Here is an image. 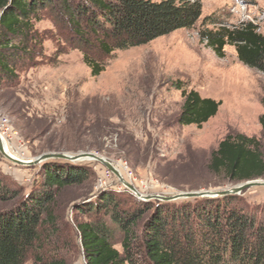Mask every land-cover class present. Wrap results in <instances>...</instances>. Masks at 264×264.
<instances>
[{
  "label": "rangeland",
  "instance_id": "1",
  "mask_svg": "<svg viewBox=\"0 0 264 264\" xmlns=\"http://www.w3.org/2000/svg\"><path fill=\"white\" fill-rule=\"evenodd\" d=\"M198 1L200 16L192 28L116 50L107 57L95 47L84 48L66 20L52 9L41 10L33 21L28 51L11 56L15 77L4 82L0 76V136L9 152L24 161L47 153H94L110 162L141 197L151 199H138L95 160H49L84 170L88 179L59 193L53 210L56 229L43 227L39 242L23 264H37L38 258L85 264L75 226L95 217L76 208H85L103 192L114 195L123 209L149 203L146 219L160 207L191 208L202 200L219 199L228 209L264 225V186L251 187L228 200L165 202L156 198L227 191L242 184L207 169L211 154L227 136L255 138L264 157L259 124L264 112V73L243 65L233 46H225L224 57L218 58L199 37L203 29L248 22L264 35V0ZM84 52L104 65L98 76H92L84 64ZM176 83L201 98L220 102L217 114L200 128L179 125L183 98ZM44 163L20 166L0 153V182L20 193L12 202L0 203V212L14 209L21 198L40 186ZM256 181L264 182V177ZM101 217L111 227L113 246L121 253V235L109 217ZM189 224L194 227L196 220L192 217Z\"/></svg>",
  "mask_w": 264,
  "mask_h": 264
},
{
  "label": "trees",
  "instance_id": "2",
  "mask_svg": "<svg viewBox=\"0 0 264 264\" xmlns=\"http://www.w3.org/2000/svg\"><path fill=\"white\" fill-rule=\"evenodd\" d=\"M46 8L60 13L84 48L95 47L107 57L116 50L192 28L201 5L198 0H0V76L4 82L15 77L11 56L28 51L33 21ZM199 37L218 58L224 57L225 46H233L243 65L264 73V35L252 23L203 29ZM83 62L92 76L104 71V65L87 52L83 53ZM174 87L181 90L183 98L179 125L200 128L217 114L220 102L201 98L194 90H183L180 83ZM261 105L264 110V94ZM259 124L264 137V112ZM56 161L41 166L39 187L21 198L14 209L0 212V264H23L39 242L43 227L56 229L53 210L59 193L88 179L84 170ZM207 169L233 183L263 178L260 144L241 134L227 136L211 154ZM19 196L18 190L0 182V203ZM228 198L233 196L222 200ZM216 200H202L191 208L160 207L146 219L149 203L123 209L110 192L100 193L85 208H76L95 217L75 226L85 264H264V225ZM100 215L109 217L121 235V253L113 246L111 227L98 218ZM192 217L196 220L194 227L189 224ZM177 221L182 224L177 225ZM36 261L62 264L39 258Z\"/></svg>",
  "mask_w": 264,
  "mask_h": 264
},
{
  "label": "water",
  "instance_id": "3",
  "mask_svg": "<svg viewBox=\"0 0 264 264\" xmlns=\"http://www.w3.org/2000/svg\"><path fill=\"white\" fill-rule=\"evenodd\" d=\"M0 153L10 162H13L14 164H17L20 166H28V167L33 166V165H38V164H41L42 162H46L49 160H60V161H68V162L76 163L80 160L92 159V160L99 162L100 164L105 166L110 172L116 175L120 183L123 184L125 187H127L138 199H142L144 201H148L149 199H151V197H141L132 186H130L127 182H125L122 179L118 171L111 165L110 162H108L107 160L103 158L98 157L94 153L87 152V153H80L77 155H67L63 153H47V154H43L35 158L32 161L22 162V161L13 159L9 155L6 154L2 146L1 137H0ZM255 186H264V182L253 180V181L244 182L238 185L237 187L231 188L227 191L190 192V193L178 194V195H175L169 198H160V197L159 198L156 197V198L159 200L165 201V202H170V201H175L178 199H212V198H219V197H226V196H237L241 194L243 191L251 187H255Z\"/></svg>",
  "mask_w": 264,
  "mask_h": 264
},
{
  "label": "bare ground",
  "instance_id": "4",
  "mask_svg": "<svg viewBox=\"0 0 264 264\" xmlns=\"http://www.w3.org/2000/svg\"><path fill=\"white\" fill-rule=\"evenodd\" d=\"M1 137V136H0ZM2 139V138H1ZM2 146H3V149H4V151L6 152V154L7 155H9L11 158H13V159H16V160H19V161H22V162H25L24 160H20L19 158H17L16 156H14V155H12L10 152H9V150H8V146L6 145V142L5 141H3V139H2ZM86 160H90V161H94V160H92V159H86Z\"/></svg>",
  "mask_w": 264,
  "mask_h": 264
}]
</instances>
